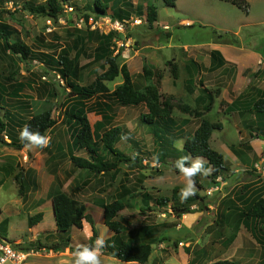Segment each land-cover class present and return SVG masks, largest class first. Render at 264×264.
<instances>
[{"label": "rangeland", "instance_id": "374dc122", "mask_svg": "<svg viewBox=\"0 0 264 264\" xmlns=\"http://www.w3.org/2000/svg\"><path fill=\"white\" fill-rule=\"evenodd\" d=\"M43 2L44 0H0V29L5 26V32H9L7 42L23 44L29 49L31 56H35L33 59L24 60L13 54L5 49V42L0 35L2 100L0 121L11 122L15 118H24L27 121L31 116L46 109L51 110L52 118L55 120L53 129L45 132L44 136L49 139L46 147L32 150L24 148L18 151L0 143V237L10 244L19 242L18 246H14L19 251L25 249L37 251L41 248L40 255L29 258L24 264H72L74 259L72 252L76 250L77 245H88L91 237L89 223H84L81 230L71 228L66 232H56L49 196L46 198L44 196L46 194L44 188L54 185L46 181L45 177L40 180L39 193L40 197H43L40 204L43 220L36 226L38 228L36 231L28 227V218L37 213L34 199L37 200L38 196L35 194V187L32 188L22 179L30 164L37 161L42 165L44 161L50 166L49 170L57 163L54 170V176L60 180L57 188L85 206L87 214L92 217L97 239H103L106 247L109 246V242L115 246V242L112 240L105 244L104 230L107 227L103 223V210L100 206L115 200L123 203L124 209L115 218L124 227L118 238L123 241L151 244L150 256L144 264H210L218 260H229L237 246L236 239L241 236L244 238V235L258 250L255 245L257 242L255 232L251 230V226L246 227L247 223L240 224L239 229H233V223L221 226L214 220L212 205L217 201L219 193L211 195L212 193L207 191L219 181H215L217 178L212 179L208 177L209 175H203L210 167L205 158H202L205 162L201 163H205L206 168L200 164L202 169L200 182L204 189L196 188L195 192L204 200L189 204L191 213L176 214L173 207L185 202L181 200L180 192L182 188H187V179L181 173L175 172L173 167H176L175 162L181 158L184 139L193 133L199 123V119L182 114L177 106L187 105L196 111L202 109L199 102L195 103L193 96L187 92V85L184 86L188 76L187 68L189 65L196 66L195 63L189 62V57H192L200 67V71L194 68L193 80L197 85L199 73L206 72L210 65L209 51L215 44L253 48L264 54V0H246L247 13L243 8L223 0H178L174 7L164 5L162 0L114 2L118 8L128 9L126 5L129 3L134 8L129 19L122 21L123 32L117 33L120 37H114L111 43L113 55H118L119 66L122 64L127 66L134 87L138 91L148 83L141 73V68L145 65L158 70L162 75L159 86L161 97L174 107L172 118L176 124H180L184 118L190 119H186L187 123L177 127L174 135L166 134L167 140L160 143L155 139L151 127L140 123V115L146 112L144 105L115 106L110 112L113 119L108 127L117 126L125 130L124 138L115 147L127 156H137L138 162L123 164L115 173L96 175L86 170L72 168L75 174L70 176H65L62 172L70 170L69 156L72 151L69 133L62 123L66 100L63 96L66 93H62L63 88L59 87H63L64 82L57 78L56 68L51 62L62 52H67L71 58L79 56L78 62L82 70L77 82L82 86L90 84L107 68V65L103 61H92L96 43L88 40L87 33L94 30L100 34L114 32L108 22L112 11L108 8L104 17L93 15L94 0H69L67 4L60 6L61 14L56 19L33 14L27 9L30 5H39ZM114 4L109 3L108 7L113 5L111 8L114 9ZM148 4L156 7L157 12V20L151 28L145 19ZM90 12L91 17L85 20L83 16ZM190 53L192 56H189ZM172 60L178 67L176 80L172 79L169 68L164 65ZM121 81V77H118L106 85L112 91ZM151 82L153 83V80ZM19 83L27 84L29 88L24 87L19 97L11 95ZM193 83L194 81L192 85ZM53 88L58 93L55 100L51 99L48 93ZM100 102H104V99L93 98L87 101V106ZM225 106L223 103L220 107L213 103L207 112L206 120L222 122L224 130L214 131L209 145L222 155L225 161L232 162L230 158L232 156L227 153L224 145L231 144L230 147L243 151L250 147L246 141L239 139L233 121L227 119L230 114L224 110ZM245 113L253 115L252 112L241 114ZM87 117L91 125L101 120L94 112L88 113ZM183 126L186 131L180 133L178 129H182ZM247 126L239 127L247 134L246 140H250L249 135L254 129L253 126L251 128ZM255 133L264 138V132L262 134L257 130L250 136L255 139ZM169 141L172 142L175 151L169 149ZM261 141L259 139L254 143L256 151L264 150V141ZM36 154L40 155V161L36 160ZM75 154L79 157L86 156L84 152ZM99 154L102 153L99 151ZM195 159L188 157L187 161L193 163ZM256 166L262 169L257 162L253 167ZM44 173L46 172L41 166L40 174ZM226 176V171H223L220 177L224 179ZM94 182L97 183L93 184ZM158 198L170 200L162 206L157 205ZM246 212L247 209H244V213ZM245 219L249 221L248 217ZM39 230L40 234L37 232ZM67 238L70 239L68 248L49 250L54 244L61 249L62 246L59 244ZM252 250L253 248L250 249ZM100 260L101 264H139L121 262L108 255L106 248L101 249Z\"/></svg>", "mask_w": 264, "mask_h": 264}, {"label": "trees", "instance_id": "16d2710c", "mask_svg": "<svg viewBox=\"0 0 264 264\" xmlns=\"http://www.w3.org/2000/svg\"><path fill=\"white\" fill-rule=\"evenodd\" d=\"M69 0H44L42 4L28 6L29 12L33 14H42L43 16L56 19L61 14V5L67 4ZM117 0H94L95 13L90 12V14H85L83 17L88 20L91 17V13L98 17H104L106 10L111 9L110 18L113 21L121 22L125 19H129L133 6L129 3L126 5L128 9L118 8L117 4L115 6L114 2ZM178 0H162L164 5L169 7H174ZM235 5L239 8H243L247 13V2L246 0H223ZM114 4L108 7V4ZM146 22L149 28L152 27L153 23L157 20L156 7L148 4L146 7ZM6 27L3 26L0 29V35L4 40L5 49L11 51L13 54L19 55L22 59H33L35 56H31L29 49L20 43L9 44L7 42L9 32H5ZM88 40H93L96 45L92 54V61L104 62L107 68L97 75L95 79L88 85L82 86L77 81L80 75L82 67L79 65L78 57L73 56L72 58L67 52H62L59 54L58 58L52 60V65L56 68V73L59 78L64 82V86H59L63 88L62 93H66L64 98V110L62 112V123L66 126V130L69 133L71 139V154L69 156L70 165L72 168L86 170L91 174H105V173H115L118 172L119 167L123 164H129L132 161L138 162V158L135 155L127 156L122 153L115 145L124 138L125 130L121 127L113 126L108 127L109 123L112 121V112L115 106L120 107H135L138 105H144L146 112L140 115V123L146 126H150L153 135L157 141L160 143L166 141L168 136L166 134L174 135L175 129L178 127L174 119L172 118L173 105L168 101L164 100L160 94V81L162 79L161 73L153 68H148L143 66L142 74L144 79L148 82L141 91L135 89L132 82L130 72L125 64L119 66L117 56L113 55L112 50V40L114 37H120L119 34L115 32H109L108 34H100L94 31L87 33ZM220 54L217 51L210 52V59L214 63L216 57ZM222 59V58H221ZM41 61V60H40ZM171 73L173 80L178 78V67L174 61H168L165 64ZM121 77V83L115 86V88L110 91L107 87V83H112L116 78ZM153 77H156L153 80ZM153 80V83L151 82ZM11 95L16 96L23 90L24 87L29 86L27 84L19 83L17 84ZM68 91V92H66ZM205 92V97L208 99L207 108L200 112L191 109L187 105L177 106L178 110L185 115L199 119V124L195 131L184 139L181 157H192V158H205L209 166H211L212 171L208 177L212 179L221 176L223 171L227 169L224 166V161L222 155L214 151L209 145V139L213 131H218L221 129L220 124L217 122L213 123L203 118L206 112L210 111L214 96L219 95V90L214 92H209L208 90H203ZM51 99H57V90L53 88L48 92ZM103 98L104 102L95 103L93 105L87 106V101L91 99ZM0 103L2 100L0 98ZM4 109V108H1ZM253 109L256 113L264 114V98L259 99L253 105ZM94 112V114L99 115L101 120L94 125H91L87 117L88 113ZM55 125V120L52 118L51 110L46 109L41 113L31 116L27 121H23V127L27 126L29 133L38 132L41 136L45 135V132L52 130ZM23 129V128H22ZM21 129V130H22ZM5 130V123L0 121V135ZM154 139V141H155ZM2 139L0 138V141ZM6 146H9L15 150L24 149V144L27 141H21L20 138L9 144L3 142ZM156 143V142H155ZM100 147V150H98ZM169 149L175 151L172 142L168 143ZM99 151L102 154H99ZM84 152L85 157L76 156L75 153ZM184 167H190L192 165L189 161L183 162ZM174 171L177 173L179 169L173 167ZM201 170L193 178L195 181V187L199 190H203L201 185ZM215 183L214 181H212ZM22 187V186H21ZM21 187L19 190H21ZM176 194V193H174ZM174 200L175 197L173 196ZM204 200L202 197L195 195L192 198L188 197L185 199L183 204H178L174 206L173 210L176 214L180 215L183 213H191L190 205L194 201ZM170 199L158 198L156 200L157 205H166ZM51 210L54 219V225L56 232H66L71 228L78 230L83 229V223H89L91 228V237L88 245L94 246V241L97 240V232L93 225L92 217L87 214L85 206L63 192H55L50 196ZM202 201V200H201ZM103 210V223L104 225L113 233L112 240L115 242L112 244L109 242V246L104 245L108 255L118 259L121 262H136L139 264H144L147 262L151 253V244L149 243H135L131 240L123 241L118 238V236L124 230V227L115 220L119 212L124 209V205L121 201L115 200L111 203H106L101 206ZM178 212V213H177ZM245 217H254L258 220H264V200L257 199L250 203L247 212L244 213ZM43 214L41 212L30 216L27 220V225L29 228L34 227L39 222L42 221ZM67 238L62 244L61 249H58L57 244H54L49 248V250H64L68 248ZM70 242V241H69ZM105 244L107 241L105 240ZM112 244V246H111ZM210 264H234L232 262L223 260L216 261Z\"/></svg>", "mask_w": 264, "mask_h": 264}, {"label": "crops", "instance_id": "0c3cea01", "mask_svg": "<svg viewBox=\"0 0 264 264\" xmlns=\"http://www.w3.org/2000/svg\"><path fill=\"white\" fill-rule=\"evenodd\" d=\"M211 51H217L220 56L216 57L214 63L210 59V65L207 67L206 72L199 73V78L196 80L198 83L197 85L195 83V80H193L195 79L194 68L196 67L199 70L200 67L199 64L195 62L194 59H192V57H189V62L195 63L196 66L189 65V68H187L188 76L184 86L187 85L186 90L190 93V95L193 96V100H195V103L199 102V104L201 105L202 109L199 110L200 112L207 108L209 102L208 99L204 96L205 92L203 90L206 89L209 92L219 90V95L215 96L216 98L214 97L212 105L213 103H217L220 107L221 103L226 104L224 110L226 112H229L230 116H225V118L228 117V120L231 119L233 121V125L238 131L239 139L246 141L248 143V146L250 147L246 149L247 151H243L236 147H230L231 144L229 146L224 145L227 153L232 156L230 157L232 162L225 161L223 159L224 166L227 169V176L224 179H221V177L218 176L217 180L215 179V181H219L218 184H214L212 188L209 187L210 189L216 190L215 192L212 191L211 195H213V193H219V196L216 198L217 201L212 205L214 207L213 216L214 220L217 221V223H219L221 226L226 223H233V229H239L241 228L240 224L243 225V223H247L246 227L251 226V230L255 232V235L257 237V242L255 245L258 247V250L255 249V246L251 245L246 235H244V238L242 236L239 239L237 238L235 241L237 243V246L235 247L234 254L229 258V260L226 261L232 262L234 264H264V220H258L254 217H250L248 221V219L246 220L243 215L244 209H248L250 203L257 199L264 200V150L259 149L256 151L253 146L255 142L257 143L259 141V139H261V142H263L264 138H262L259 133H255V139L250 136L251 134L253 135L254 130H257L262 134L264 132V114L256 113L253 109L254 103L259 99L264 98V54L254 50L253 48L248 49L229 44H215L209 51V55ZM193 52L196 53L197 51ZM190 55L192 56V53H190L189 56ZM155 79L156 77H153V80ZM192 81H194V86L192 85ZM22 93L19 92V94L16 96L19 97L22 95ZM218 96L219 98L217 99ZM27 105L28 103H26V106ZM210 108H212V106ZM242 112H252L253 115L247 113L241 114ZM206 115L207 112L203 116L204 119H206ZM186 119L190 118L182 119V122L180 124H177V126L179 127L180 125L187 123ZM24 120V118H15V120H12L11 122H5V130L0 135V138L3 140V142L9 144L10 142H14L19 139V133L23 128ZM218 123L221 126V129L218 131L223 132L224 130L222 122L218 121ZM198 124L196 125V128ZM244 125H248V128H251L253 126V133L251 132L250 135L248 134L251 138L250 140H246L247 134L243 133V131L239 127ZM178 131L180 133H185L186 130L183 126L182 129H178ZM1 141L0 143H2ZM35 157L36 160L40 161L39 154H36ZM255 162H257V164H260L262 166V169H260V167L258 166L253 167ZM34 163H36V166H34ZM34 163L30 164V166L26 169L22 181L25 180L26 183H28L32 188L35 187V194L36 196H38L37 200L34 199L36 205L35 209H37V213H39L41 212L40 204L43 201L41 199L43 197H40L39 194L40 180L43 179L42 177H45L46 181L54 185L52 187L50 186V188L47 189L46 187L44 188L46 192L44 196L45 198L46 196H49V201L50 196L53 193L57 191L63 193L66 192L61 191L57 188V184L60 183V180L56 176H54V170L56 169L57 163H54L53 168L50 170V166H47L44 161L42 162V165H40V163L38 164L37 161H35ZM205 165V163H201V167H204ZM41 166L46 172L42 175L40 174ZM69 169V172L62 170L65 176H70L74 173L75 170L72 169V167H69ZM96 183L97 182H94L93 184ZM49 206L51 208V201L49 203ZM209 207L210 206H208V208ZM38 224L30 229L36 231V229H38L36 227L38 226ZM107 229H105L104 231L106 234L105 239L108 242L112 241L111 238L113 233H110L111 231ZM37 232L38 234H40V230ZM110 234L112 235L110 236ZM14 243L19 242L16 241ZM252 248L253 250L250 251V249Z\"/></svg>", "mask_w": 264, "mask_h": 264}, {"label": "clouds", "instance_id": "9594fccd", "mask_svg": "<svg viewBox=\"0 0 264 264\" xmlns=\"http://www.w3.org/2000/svg\"><path fill=\"white\" fill-rule=\"evenodd\" d=\"M19 138L21 141H27L24 147L28 150L43 148L49 143V139L45 136H41L38 132L29 133L27 126H24L20 131ZM186 160H188V157H181L175 162V166L179 169V172L187 179V188H182L180 192L181 200L195 195L196 187L193 178L200 171L201 162H205L202 158H196L190 167H184L183 162ZM211 171L212 168L210 166L209 171L203 175L207 176ZM103 247L104 240L101 238L95 241L94 246L77 245L76 250L72 252L74 258L72 264H101L100 251Z\"/></svg>", "mask_w": 264, "mask_h": 264}, {"label": "built area", "instance_id": "2783aa9c", "mask_svg": "<svg viewBox=\"0 0 264 264\" xmlns=\"http://www.w3.org/2000/svg\"><path fill=\"white\" fill-rule=\"evenodd\" d=\"M108 22L112 26V30L116 33H122L124 24L118 21H113L109 18ZM57 78L61 81L59 76ZM145 165V160H144ZM215 189H210L207 193H211ZM19 243L10 244L0 237V264H24L29 258L40 255L41 248L37 251L33 249H25L23 251L17 250L14 246H18Z\"/></svg>", "mask_w": 264, "mask_h": 264}]
</instances>
